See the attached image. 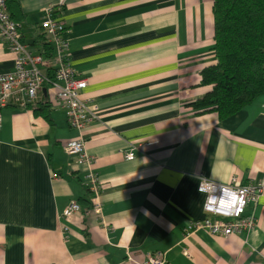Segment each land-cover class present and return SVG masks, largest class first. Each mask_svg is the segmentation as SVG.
I'll use <instances>...</instances> for the list:
<instances>
[{
    "label": "crops",
    "instance_id": "0c3cea01",
    "mask_svg": "<svg viewBox=\"0 0 264 264\" xmlns=\"http://www.w3.org/2000/svg\"><path fill=\"white\" fill-rule=\"evenodd\" d=\"M19 1L22 39L42 52L44 8L59 0ZM213 4L66 0L54 11L88 80L81 95L97 105L82 130L93 161L65 151L81 133L65 109L52 104L49 121L11 96L0 120V264H137L128 252L141 260L159 250L165 264H264V192L251 231L185 232L204 216L202 177L264 182V96L225 117L191 104L212 87L202 70L217 61ZM14 56L0 35V73ZM41 100H54L48 85ZM141 140L152 142L135 147ZM90 167L102 180L100 214ZM72 200L81 209L64 215Z\"/></svg>",
    "mask_w": 264,
    "mask_h": 264
},
{
    "label": "built area",
    "instance_id": "2783aa9c",
    "mask_svg": "<svg viewBox=\"0 0 264 264\" xmlns=\"http://www.w3.org/2000/svg\"><path fill=\"white\" fill-rule=\"evenodd\" d=\"M66 0H59L58 4H49L44 8V18L41 21L42 31L53 43L54 54L46 57L42 52L32 49L22 39L21 22L11 17L7 7V0H0V35L14 52V68L0 73V120L1 108L6 105L11 96L24 95V101L36 104L39 91L44 85L49 86L53 95V107L66 110L71 126L78 128L80 135L65 145L69 154H78L81 160L93 161L92 155L86 150L85 138L82 130L86 123L96 117L97 105L90 103L81 95L83 87L87 85V77L78 74L69 59L70 41L65 35L67 24L63 18L54 14ZM46 66L52 67L53 74ZM151 140L137 141L135 147L151 143ZM135 155L133 149L126 152L128 158ZM90 200L96 213L102 212V180L92 168L88 171ZM200 189L206 193L204 202V216L189 221L185 226L186 235L196 229L206 228L214 234L228 236L233 233L249 232L257 225L256 204L264 192V182L244 181L238 175H233L227 182L215 181L202 177ZM254 203L251 205V203ZM81 209L78 200H72L64 209V215H70ZM188 252V251H187ZM127 258L137 264H165L167 262L164 251L147 253L144 259L133 257L130 252Z\"/></svg>",
    "mask_w": 264,
    "mask_h": 264
},
{
    "label": "trees",
    "instance_id": "16d2710c",
    "mask_svg": "<svg viewBox=\"0 0 264 264\" xmlns=\"http://www.w3.org/2000/svg\"><path fill=\"white\" fill-rule=\"evenodd\" d=\"M7 6L11 17L21 22L20 1L7 0ZM213 9L217 61L202 70V81L212 87L191 104L198 113L214 111L225 117L264 96V0H214ZM41 43L40 50L52 57L53 45L44 31ZM29 106L53 121L50 100Z\"/></svg>",
    "mask_w": 264,
    "mask_h": 264
}]
</instances>
